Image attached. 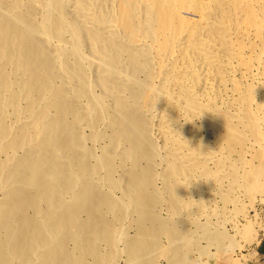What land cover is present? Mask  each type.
I'll return each mask as SVG.
<instances>
[{"label":"bare ground","instance_id":"6f19581e","mask_svg":"<svg viewBox=\"0 0 264 264\" xmlns=\"http://www.w3.org/2000/svg\"><path fill=\"white\" fill-rule=\"evenodd\" d=\"M263 202L264 0H0V264L208 263Z\"/></svg>","mask_w":264,"mask_h":264},{"label":"rangeland","instance_id":"374dc122","mask_svg":"<svg viewBox=\"0 0 264 264\" xmlns=\"http://www.w3.org/2000/svg\"><path fill=\"white\" fill-rule=\"evenodd\" d=\"M249 210H251V209H249ZM257 210H258L257 212H258L259 222L263 227L262 229L261 228L259 229L258 234L256 235V239L259 240V242H260L261 240L264 241V202L257 207ZM250 214H253V212H250ZM259 242L258 243L257 242H251L247 246L243 247L241 250L235 249L232 252L230 251L226 254H221L216 258H212V259L208 260V263L203 262V264H253V262L256 260V257H257V246H258ZM213 251L214 250L211 249V252H213ZM237 257H241V261L236 260L235 258H237ZM158 260H159L160 264H166L165 259L158 258ZM200 264H201V262H200Z\"/></svg>","mask_w":264,"mask_h":264},{"label":"crops","instance_id":"0c3cea01","mask_svg":"<svg viewBox=\"0 0 264 264\" xmlns=\"http://www.w3.org/2000/svg\"><path fill=\"white\" fill-rule=\"evenodd\" d=\"M253 264H264V241L261 240L257 246V257Z\"/></svg>","mask_w":264,"mask_h":264}]
</instances>
